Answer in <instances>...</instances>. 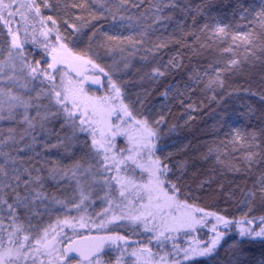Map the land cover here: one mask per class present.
Masks as SVG:
<instances>
[{"label": "trees", "instance_id": "1", "mask_svg": "<svg viewBox=\"0 0 264 264\" xmlns=\"http://www.w3.org/2000/svg\"><path fill=\"white\" fill-rule=\"evenodd\" d=\"M5 2L15 3L13 7L15 14L12 17L4 14L13 22L15 18L21 16L15 10L21 3H28V0H5ZM48 2L50 7H45L43 0H37L41 14L51 15L56 19L61 34L68 41L69 48L81 55L88 52L97 64L108 69L113 80L124 89L126 102H132L138 114L147 116L150 120L158 119L160 116L165 118L164 122L158 126L160 139L156 155L160 156L171 169L168 180L179 187V198L207 212H215L232 220L255 217L258 224L259 218L264 216V201L260 199L256 184L258 178L264 174V135L260 134L264 129V98H262L264 97V51H260L259 47L264 43V29H261L258 23L250 22L253 21V16L249 15L247 19L241 20L239 13L234 15L235 0H176L178 7L167 8L160 13L162 16L171 15L172 19L156 23L153 13L145 12V9L150 8V4L149 0H144L139 7H133L132 4L126 6L127 12L124 14L133 17L132 20L113 21L111 15L106 12L104 13L106 18L91 20L87 9L96 10L98 13L103 12V9L92 3V0H89L86 8L79 9L71 5L81 3L82 0H48ZM242 3L245 6L254 7L256 11L259 10L260 0H242ZM198 6H202L203 14L198 15L189 10ZM181 8L185 10L181 11ZM76 15H80L82 20H76ZM213 16L229 26L227 37L209 39L210 31H200L205 23H215L210 19ZM64 20L77 25L91 20V24L95 25L99 32L89 44L88 36L92 32L91 26L85 28L84 35L78 38V34H74L72 29L64 24ZM149 25L152 27H148ZM4 29L5 25L0 23V61L5 62L4 75L0 76V88L11 86L13 95H20L28 100L36 95L40 87L47 89L48 82L45 80L43 85H38L36 81L30 83L31 78L28 77L27 70L21 73L19 65L15 73L12 72L7 60L8 33L6 34L7 31L5 32ZM142 30L148 33L144 38L145 43L138 44L135 48L127 41L124 43L108 41L100 34L107 32L109 35L119 34L127 37L136 36ZM249 31L253 32L254 46L247 47L253 55L246 53V45L242 41L238 40L234 43L231 39L233 33L242 34ZM192 32L196 33L198 40L196 36L189 34ZM53 36L50 38L51 41H54ZM158 39H166L168 46L157 53L145 51L152 48ZM101 42L107 44L112 50L109 52L107 48L100 47ZM229 46L232 47V51H223ZM121 48L124 51H121ZM193 49L196 51L194 52ZM48 51L49 49H45L39 42L25 43L22 58H26L33 64L39 60L41 68H44L48 62H51L46 57ZM130 52H134L135 55H129ZM143 56H147L148 59H141ZM173 58L177 60L179 67L167 66L168 61ZM231 59H237L240 63L232 71L221 72V78L224 80L223 88H206L205 84L209 77L216 74L214 69H226L227 61ZM126 60L130 62L128 68H124ZM157 65L166 67L167 74L154 82L145 73L150 72ZM197 73L200 74L197 78L200 82H197V79H190V77H196ZM9 75H13L10 81L7 79ZM102 79V84H106L108 77L105 80L103 74ZM107 87L109 88V85ZM86 88L90 92L97 90L99 94L106 86L97 85L94 89ZM141 101H143L142 105ZM32 103L35 104L37 101L32 100ZM39 103L47 104V100L42 99ZM10 111L14 119L0 120V150L17 158V164L9 163L7 168L9 171L13 167H19L21 170L27 168L32 176L40 175L42 180L39 183L33 182L29 187L37 189L43 193V196L50 199L49 201L43 198L36 199L35 204L32 205V212L20 209L17 213L16 223L23 227V232L17 235L35 236L43 227L55 226L58 218L62 221L60 209H55V206H58L57 201L61 202L58 207L62 209L68 204L70 193L79 190L75 179L71 180L68 177L61 179L58 174L55 178H51L48 169L54 166V162L67 167L80 160L82 165L87 167L89 163L95 164V161L87 159L85 153L88 149L79 144L70 152H65L63 146L51 147L53 144H58L66 134H70V129L61 128L62 119H53L47 125L49 131L45 132L39 125L35 129H28L27 124L23 122L24 108L10 109L6 103L2 114L7 117ZM40 111L43 113L45 109L42 107ZM35 112V108L28 109L30 117L34 116ZM237 129L246 134L255 131L258 134L257 143L260 144V148L249 147L250 136L237 142L235 140ZM33 137H35L34 141ZM79 138L80 141L85 140L81 134ZM21 148L24 150L19 151L18 149ZM209 148L214 151L209 153ZM252 152H259L260 155L255 156L249 163L245 157ZM3 162L4 157H0V163ZM36 169L41 171L37 172ZM21 179L27 180L29 176L22 175ZM87 181L86 176L81 179V188H83L82 183ZM19 191L22 195L25 193L23 185ZM249 191H256L255 199L247 196ZM9 201L11 202V197ZM54 215L57 216L54 217ZM197 215L203 214L197 213ZM0 224H3V228L13 225L12 217L2 205H0ZM213 224H215L214 217H208L203 226H198L193 232H184L176 243H169L164 238L158 241L146 231V234L139 231L136 242L130 247L136 250L137 256L129 254L123 261L122 255H118L123 249L112 247L109 249L113 253L106 254L105 259L109 260L115 256L117 261V256H121L122 264H143L141 259L150 258L148 252L140 253V248L144 246L151 250V259H159L166 255L171 262L176 258L181 260L180 252L183 251L181 249L191 248L197 241L200 244L207 242L214 236L211 231ZM254 226L255 224L249 225V227ZM60 227L64 231L66 226L61 224ZM95 230L93 234H100V236L108 233L120 234L116 228H106L104 232ZM219 230H223L222 226ZM63 231L57 228L60 235ZM9 234L6 236L9 237ZM0 237L3 238V234H0ZM235 238L233 227L232 232L222 240L217 250L218 254L215 256L194 257L191 260H181L176 264H227L230 255L227 249ZM67 241L64 246L67 245ZM0 242L4 243V239ZM60 247L64 248L63 242ZM41 251L44 250L41 249L39 252Z\"/></svg>", "mask_w": 264, "mask_h": 264}, {"label": "snow or ice", "instance_id": "2", "mask_svg": "<svg viewBox=\"0 0 264 264\" xmlns=\"http://www.w3.org/2000/svg\"><path fill=\"white\" fill-rule=\"evenodd\" d=\"M88 2L89 0H82L81 3L72 4L71 7L77 9L86 8ZM143 2L144 0H137V2H133V0H110L109 3V0H92V3L103 9V12L98 13L96 10H87L91 20L106 18L104 17L105 12L111 15L113 21L132 20L133 17L124 14L127 12L126 6L132 4L133 7H139ZM43 4L45 7H50L48 0H43ZM149 4L150 8L145 9V12H152L156 23L165 19L171 20V15L162 16L160 13L167 8L178 7L176 0H149ZM19 8H27L29 12L35 14V17L39 18V23L41 24L39 34L44 37L43 47L49 49L46 54L51 56V62H48L45 68H41L39 60L33 64L26 58L21 59L23 57L24 44L28 43V41L27 39H20L19 30L14 32L11 27H8V36L10 37L7 41L8 66L15 73L19 65L21 73L27 70V75L31 78L30 83L36 81L38 85H43L46 80L48 88L40 87L36 91V95L30 97L28 100H25L20 95H13L11 86L0 88V120L5 118L14 119L11 111L7 117L2 114L6 103L10 109L24 108L23 122L27 124L28 129H35L39 125L41 130L48 132L47 125L53 119H62L61 128L67 127L70 129V134H66L58 144H53L51 147L57 148L63 146L65 152H70L73 147L79 144L88 149L85 156L89 161L94 160L95 164L89 163L87 167H84L81 161L77 160L72 165L62 167L59 162H54V166L48 169L49 177L55 178V175L58 174L61 179L65 177L75 179L76 184L79 186L81 184L80 177L89 176L93 183L102 182L109 189L111 187L110 181H115L119 186V195L121 197L127 199L126 193H131L136 197L137 201L142 202L145 198L147 200V203H141V207L145 211L131 216L113 215L111 218L100 220L96 224V227L106 229L108 224L116 220L130 219L133 222L142 224L145 231L151 232L154 229L148 226L149 218L152 220L159 218L162 230L159 231L155 238L158 241L160 237L171 240L173 237L170 235L166 236V232L196 231L198 226H203L208 217H214L215 224L211 228L214 236L209 241L204 242L203 246L197 241L195 246L184 249L185 260H191L194 257H212L218 254L217 250L222 240L232 232L234 227L236 238L232 240L227 249L230 252L227 264H264V216L259 218L258 224L255 217L232 220L215 212H207L203 208L187 202V200L180 199L179 187L168 180V173L171 169L162 161L160 156L156 155L158 140L160 139V128L158 126L164 122L165 118L160 116L158 119L150 120L147 116L138 114L134 110L132 102H126L122 86L117 84L112 76L97 64L88 52L81 55L74 52L72 48H69L68 41L61 34L56 19L51 15L43 16L37 0H28L26 4L21 3ZM19 8L15 11L18 12ZM184 10V8H181V11ZM189 10L194 11L198 15L203 14L202 6ZM4 12H7L8 17H12L15 14L11 10V3L6 4L5 0H0V21H3L7 27L12 21L4 16ZM237 13H239L241 20L247 19L249 15L253 16V21L250 22L258 23L261 29H264V0H260L258 11L254 10V7L245 6L242 0H235L233 14ZM24 18L26 19V17ZM75 19L82 20V17L76 15ZM210 19L215 21V23H205L200 29L201 32H211L209 39H213L214 37L223 38L229 35V26L227 24L222 23L215 16ZM91 20L83 21L79 25L64 20V24L72 29L74 34H78V38L84 35L85 28L91 26L92 32L88 36L89 44H91L99 32V29L91 24ZM48 22H51L50 25ZM148 27L152 26L149 25ZM33 30L35 31V29ZM100 34L105 36L108 41H118L120 43L127 41L133 48L138 44L143 45L145 43L144 38L148 35L146 30L138 32L136 36L130 35L127 37H122L119 34L109 35L107 32ZM189 34L196 36L194 32ZM53 35L54 41H51L50 38ZM252 37V31L242 34H231V39L234 43L239 40L246 45L245 51L248 55H253L250 48L247 47L254 46ZM196 39L198 40L199 37L196 36ZM31 42L35 44V38ZM99 46L107 48L109 52L112 50L111 47L103 42ZM167 46L168 41L166 39H158L152 48L145 49V51L157 53L160 49ZM189 47L191 46L189 45ZM201 47H204V45H201ZM259 47L260 51H264V43ZM121 51H124V49L121 48ZM193 51L195 52L196 50L193 49ZM223 51L230 52L232 51V47L229 46ZM129 55H135V53L130 52ZM141 59L147 60L148 57L143 56ZM129 63L126 60L124 68H128ZM239 63L240 61L237 59H231L227 61L226 69H214L216 74L209 77L205 87L223 88L224 80L221 78V72L232 71ZM4 64V61H0V76L4 75ZM62 64L71 66L72 71L76 72L77 76H81L82 79L73 80L68 78L65 80L67 73H62V69L58 68V65ZM88 65L108 77V94L96 97L90 96L86 92L84 88L85 82L91 80L94 84L100 83L99 76H87L83 74L87 70ZM167 66L179 67L180 65L173 58L168 61ZM166 74V67L159 65L153 67L150 72L145 73L154 82ZM58 75H60L59 81H57ZM199 75L197 73L196 77H190V79H197ZM7 79L9 81L12 80L13 75L7 76ZM197 82L200 81L197 79ZM25 87L27 86L25 85ZM33 87H36V85H33ZM42 99H46L47 104H40L39 101ZM32 100L37 101V103L33 104ZM142 104L143 101H141ZM42 107L45 109L43 113L40 111ZM29 108L36 109L34 116H29ZM235 131V140L237 142L245 140L247 136H250L249 147L260 148V144L257 143L258 134L255 131L247 134L241 132L239 129ZM79 134H86L84 141H80ZM260 134L264 135V129L261 130ZM121 135L124 136L127 147L117 150L116 137ZM34 140L35 137H33ZM45 147L47 148L48 146L46 145ZM18 150L23 151L24 149ZM212 151L214 149L209 148V153ZM258 155H260L259 152H252L245 159L251 163L253 158ZM0 157H4V162L0 163V205L6 207L13 219L12 231L9 234L7 245L0 242V264H27L31 253L39 252L41 249L44 250V255L49 257L48 264H57V262L58 264H63L65 260H68L69 264H71L70 254L72 253H75L79 257L77 264H111L110 260L105 259L106 249L112 247L119 249V242L127 244L124 236L103 235L83 237L87 241L86 244L77 245L76 241H72L63 249L57 246L59 243H62V241L57 240V236L59 235L57 228L63 231V228L60 227L63 224L75 233L77 227H89L88 222L83 216L80 217L78 225L72 223L70 219L63 221L58 219L55 226L49 225L48 228H44L42 234L37 233L35 236L24 234L22 237L17 235V233L23 232L22 225L16 223L18 211L24 209L26 212H32V205L35 204L36 199L46 198L37 189L29 187L33 182L39 183L42 177L40 175L32 176L27 168L21 170L19 167H13L9 171L7 165L9 163L13 165L17 164V158L9 156L2 150H0ZM136 169H139L141 173H147L146 181H138L136 179ZM36 171L40 172L41 169H36ZM110 172L115 174L108 177L106 174ZM78 173H80V177H78ZM97 174H99V178ZM22 175H28L29 179L22 180ZM166 183L170 184V188L165 186ZM256 184L258 185L260 199L264 201V174L258 178ZM21 185L25 188L23 195L19 191ZM256 194V191H249L247 196L255 199ZM9 197H11V202L9 201ZM85 199H87V196L81 191L80 204H76L75 207L79 208ZM131 202L129 200V203ZM57 203L61 202L57 201ZM117 207H119V204ZM197 213H202L203 215L198 216ZM72 219H75V217ZM254 224V227H249V225ZM221 226L223 230H219ZM69 240H71L70 237ZM32 241H34V244ZM34 245H38L39 247H35ZM174 247L177 246L174 245ZM123 251H127V249L124 248ZM144 252H148L151 258V250L142 246L140 253ZM131 254L137 256L136 250L134 249ZM163 262H165V257L161 256L156 264H163ZM33 264H35L34 258ZM116 264H120L119 258Z\"/></svg>", "mask_w": 264, "mask_h": 264}, {"label": "rangeland", "instance_id": "3", "mask_svg": "<svg viewBox=\"0 0 264 264\" xmlns=\"http://www.w3.org/2000/svg\"><path fill=\"white\" fill-rule=\"evenodd\" d=\"M7 3H11V9L13 10L15 3L14 2H7ZM17 13L21 14V16L19 18H15V20L13 22H11L7 27L5 26L6 30L4 29V31L5 32L7 31L6 34L8 33V27H11V29L14 32L19 30V36H20L21 40L27 39L28 43H32L31 42L33 40L32 38H35L36 42H39L43 46L44 37L39 34V30L41 28V24L39 23V18L35 17V14L32 12H29L27 9L24 10V9L20 8ZM4 14H7V12H4ZM24 17H26V19ZM0 23L2 24L3 21H0ZM48 23H50V22H48ZM33 29H35V31ZM2 34L4 35L3 31H2ZM8 39H10L9 36H8ZM7 49H8V47H7ZM14 51H16V50H14ZM21 59H23V58L21 57ZM58 68L62 69V73H64V72L67 73L65 80H67L68 78H71L73 80H81L82 79L81 76H77L76 72L72 71L71 66H66V65L62 64V65H58ZM102 68H104V67H102ZM104 70L109 73L108 69L104 68ZM49 71H51V70H49ZM83 74L87 75V76H99V75L103 76L102 72H99L98 70H93L91 66H87V71L86 72L84 71ZM102 76H99V78H100L99 84H94L91 82V80L84 83V88L90 96L101 97V96L108 94V91H109V88L107 87L108 84L107 83L104 85L102 84L103 83ZM59 79H60V75L57 76V81H59ZM105 80H107L106 76H105ZM97 85H99L100 87L106 86V88H103L102 92H99V94H97L98 93L97 90H93L94 92H90L86 88V87H90L91 89H94ZM81 135H83L86 138V134H81ZM116 140H117V143H116V149L117 150L124 149L127 147L124 136H122V135L117 136ZM89 143H90V140H89ZM114 174L115 173L110 172V173H107L106 175L108 177H111ZM78 177H80V173H78ZM83 177L84 176L80 177V179H82ZM97 177L99 178V175ZM86 178L88 181H87V183H82L83 188H81V186L79 185V190L77 192H71L70 193L69 198H68V204L65 205V207H63L62 209L59 208L58 206H60V203L57 204L58 206H55L56 207L55 209H60L59 212L62 214V216L60 215V217L62 218V221L65 219H70V220H72V223H75L78 225L80 217L83 216L89 225V227H86V228L77 227L75 230V233L73 232L72 229L65 227L63 234L62 235L59 234L57 236V240L63 242V247L66 246V244L64 246V243H66L67 240H68L67 244L71 243L72 241H76L77 245H83V244L87 243V241H85L83 239V237L100 236V234H93V231L95 229L99 230L100 232L105 231V229H99L96 227V224L99 223V221L102 219L111 218L113 215L131 216V215L138 214V212L145 211V209H143L141 207V203H147L146 198L144 201L141 202V201H137L136 197L134 195H132L131 193H126V197H127V199H126L125 197H121L119 195V186L116 184L115 181H110L111 187L109 189V188H106L102 182L101 183H93L89 176H86ZM136 179L138 181H141V180L146 181L147 180V173H141L139 169H136ZM167 185L168 186H166V187L170 188V185L169 184H167ZM75 186L77 187L76 184H75ZM81 191H83L84 195L87 196V199H85L83 201V203L80 205V207L77 208V207H75V205L80 204ZM43 199L45 201L50 200L49 198H43ZM129 200H131L132 202L129 203ZM118 204H119V207H117ZM56 214H57V212H56ZM55 216H57V215H54V217ZM73 217H75V219H72ZM160 225H161V221L159 218H157L156 220H152L151 218H149L148 226L150 228H153L154 231H151V232L146 231L147 234L152 235L155 238L156 235L159 233V231L162 230ZM2 228H3V224H0V234H3V236H4L3 238L0 237V241L2 239H4V244L7 245L8 236H6V235L12 231V227H4L3 231H1ZM107 228L118 229L120 231L119 235L124 236L127 240V244H125L124 242H119L121 249H124V248L127 249V251H120L118 254V255H122L123 261H124L125 256H129V254H131L133 248H130V247L136 242V237L139 236V231L145 233V230H144L142 224L133 222L130 219L116 220V221L112 222L111 224H108ZM43 229H44V227L39 232L40 234H42ZM66 230H68V231L65 232ZM184 232H189V231H180V232H171V233L166 232L165 235L166 236L170 235L173 237V239L167 240L169 243H171V242L176 243L177 239L180 238L181 236H183ZM191 232H193V231H191ZM63 235H65V236H63ZM106 235H112V234L108 233ZM69 237L71 238V240H69ZM160 238H164V237H160ZM32 243L34 244V241ZM61 244L62 243H59L57 246L60 247ZM201 246H203V245H201ZM181 250H183L182 252H180L181 260H185L184 259V249H181ZM110 253H113V251H111V249H106V254H110ZM163 257H165V262H163V264H176V263L181 262V260H178L177 258L171 262V260L166 255H164ZM33 258L35 260V264H41V262H43V264H48L49 257L44 255V251L31 253V257L27 261V264H33ZM117 258L120 259L121 256H117ZM70 259H71V264H77L79 257L75 253H72V254H70ZM109 260L111 261V264H116V257L115 256ZM139 260H135V261L139 262ZM159 260H160V258L159 259L149 258L146 260L141 259V262L143 264H156V262ZM123 261L120 264H122ZM63 264H69V261L66 260V261H64Z\"/></svg>", "mask_w": 264, "mask_h": 264}, {"label": "flooded vegetation", "instance_id": "4", "mask_svg": "<svg viewBox=\"0 0 264 264\" xmlns=\"http://www.w3.org/2000/svg\"><path fill=\"white\" fill-rule=\"evenodd\" d=\"M46 57H48V59H50L51 60V56L50 55H46ZM88 66H90V65H88ZM87 71V70H86ZM85 71V72H86ZM66 261V260H65ZM64 263V262H63ZM57 264H58V262H57Z\"/></svg>", "mask_w": 264, "mask_h": 264}, {"label": "water", "instance_id": "5", "mask_svg": "<svg viewBox=\"0 0 264 264\" xmlns=\"http://www.w3.org/2000/svg\"><path fill=\"white\" fill-rule=\"evenodd\" d=\"M204 243H201V245H203Z\"/></svg>", "mask_w": 264, "mask_h": 264}]
</instances>
